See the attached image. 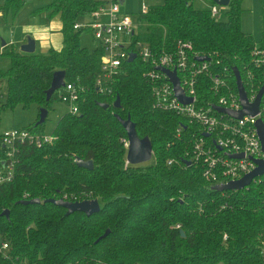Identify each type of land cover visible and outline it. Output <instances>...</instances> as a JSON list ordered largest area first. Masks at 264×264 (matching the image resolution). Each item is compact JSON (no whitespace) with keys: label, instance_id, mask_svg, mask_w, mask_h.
<instances>
[{"label":"trees","instance_id":"16d2710c","mask_svg":"<svg viewBox=\"0 0 264 264\" xmlns=\"http://www.w3.org/2000/svg\"><path fill=\"white\" fill-rule=\"evenodd\" d=\"M30 1L1 0L0 10L16 14ZM97 7L93 0H49L39 10L61 22L63 47L44 54L5 52L10 65L0 69L5 84L0 115L32 105L49 112L59 100L60 90L46 101L56 71H64L65 83L84 92L79 114L67 112L54 126L53 144L16 147L13 179L0 184V243L10 247L0 264H264L259 256L264 245V177L243 190L215 191L200 164L186 165L193 131L183 118L154 106L147 78L152 67L139 58L123 60L124 73L114 80L112 95L96 89L101 50L83 47L80 35L90 31L74 25ZM226 10V21H217L191 0H162L145 15L137 14L132 40L155 53L173 52L178 42H188L193 53L207 58L208 72L223 77L235 92L236 69L248 92L261 83L250 61L255 44L242 30V1L229 0ZM260 45L264 47V15ZM208 76L198 77L201 99L209 96ZM116 97L118 109L111 106ZM127 117L138 137L149 139L151 164L126 163L127 137L117 118ZM37 121L26 129L44 134L46 119L41 125ZM77 160L91 161L92 170L78 167ZM169 160L174 161L170 167ZM4 161L0 147V167ZM92 199L102 205L91 216L66 215L47 201ZM31 200L39 203L21 204Z\"/></svg>","mask_w":264,"mask_h":264},{"label":"built area","instance_id":"2783aa9c","mask_svg":"<svg viewBox=\"0 0 264 264\" xmlns=\"http://www.w3.org/2000/svg\"><path fill=\"white\" fill-rule=\"evenodd\" d=\"M93 1L98 3L97 9L85 16L89 18L88 21L75 24L74 29L89 30L93 42L101 50L100 72L95 80V87L101 94L112 95L114 80L124 73L123 60L127 61L129 54L133 53L136 58L152 67L147 78L151 82L154 106L171 111L188 122L193 131V141L191 152L186 153L185 160L190 164H200L207 182L216 186L239 180L256 169V161L264 164V152L255 128L258 120L264 125V93L254 117L244 116L239 120L225 113H218L214 107L231 112L242 109L237 89L233 92L223 77L208 72V64L206 61L196 60L199 56L193 53L190 43L178 42L173 52L155 53L148 45L133 42L138 23L135 18L132 19L121 11L120 4L124 0ZM148 9L149 6L142 5L138 15H145ZM210 14L216 19V6L210 9ZM250 61L252 67L259 72L261 80L257 88L251 85V88H247L248 92H245L248 103L252 104L264 85L263 46L255 45L251 49ZM158 68L175 72L184 97L192 99L191 103L183 104L176 98L167 75L157 70ZM201 74H208L210 80L209 96L203 99L197 94L200 85L198 77ZM253 76V72L246 74L249 80ZM59 90V101L66 105L67 112L71 115L79 114L84 88L65 83ZM55 140L56 137L52 134H36L27 129L2 133L0 147L4 149L5 161L4 166L0 167V184L13 179L14 155L18 144L26 143L40 148L53 144ZM124 146L127 148L126 140ZM234 155L242 157L232 158ZM166 164L170 167L174 161L169 160ZM263 177L264 175L254 178L252 183ZM226 240L224 235L223 241ZM9 249L8 243H0V257L7 258ZM259 256L264 259V245Z\"/></svg>","mask_w":264,"mask_h":264},{"label":"rangeland","instance_id":"374dc122","mask_svg":"<svg viewBox=\"0 0 264 264\" xmlns=\"http://www.w3.org/2000/svg\"><path fill=\"white\" fill-rule=\"evenodd\" d=\"M242 1V30L248 33L255 45H260L262 40L263 29V15H264V0H241ZM49 0H31L24 7H22L16 14L11 12L5 13L0 10V69L6 70L9 65V59L5 56L6 50L16 51L22 46V43L27 39L33 40L34 32L42 34L45 38L53 32L51 29L52 20L45 11L39 10L44 7ZM0 0V6H1ZM162 0H124L120 4L121 11L130 16L132 19L139 13L142 5L150 6L153 4H160ZM193 6L200 10H210L213 4L209 0H193ZM218 14L217 21L226 20L225 8L216 6ZM56 19V18H54ZM88 17L80 18L78 23L88 21ZM32 28L30 35H25L24 29ZM80 44L83 47L91 50L96 44L93 42L89 33H82L80 35ZM2 45H5L3 47ZM41 49L36 48L34 53L39 54ZM42 54V53H40ZM5 84L0 82V104L4 101ZM67 107L61 101L55 100L51 109L47 114L46 121L43 126V133L49 135L52 133L54 126L59 118L67 113ZM39 115V109L36 105L30 106L29 109H22L17 106L13 110H5L0 115V135L4 132L13 130L26 129L32 125ZM153 162V158L144 164L147 165ZM100 206L102 205L99 202Z\"/></svg>","mask_w":264,"mask_h":264},{"label":"water","instance_id":"95a60500","mask_svg":"<svg viewBox=\"0 0 264 264\" xmlns=\"http://www.w3.org/2000/svg\"><path fill=\"white\" fill-rule=\"evenodd\" d=\"M213 4L216 6L221 7H227L229 4V0H210ZM122 2V0H121ZM20 52L25 54H33L35 52V41L31 39H27L26 43L23 44L20 47ZM136 55L133 53H130L127 59L128 63H131L135 60ZM197 61L203 62L206 61L207 58L205 57H198L196 58ZM157 70L165 73L170 81V83L173 86V90L175 93L176 98L183 104H189L191 103L192 99L185 98L182 90L180 89L179 80L175 74V72H170L168 70L158 68ZM234 79H235V85L237 89L238 94V100L242 107V109L239 112H231L226 109H222L219 107H214V109L218 113H225L235 119H242L244 116H256L258 113V107L261 101V97L264 93V85L260 88L255 101L250 104L247 101L246 93L244 90V87L241 82V78L239 75V72L234 69L233 70ZM65 85V72L64 71H56L53 74L52 81L50 88L46 92V101H49L51 96L58 91L60 88L64 87ZM100 107L103 109H107L109 105L107 104H99ZM113 108L118 109L120 107V99L119 97H116L114 99V102L111 105ZM47 110L44 108L39 109V115H38V121L37 125H41L44 123L45 119L47 118ZM120 125L124 129L126 133V141H127V148H126V163L132 166L135 165H141L144 163L149 162L153 157L152 152V146L148 138H139L136 130L135 125L130 120L129 117H127L125 120L121 118H117ZM255 128L257 132V137L261 143V149L264 152V125L260 120L256 121ZM208 137L207 135H205ZM242 155H234L232 158H241ZM186 165H190L189 162H184ZM257 167L255 170H253L248 175L242 177L239 180L230 181L223 185H216L213 186L212 189L215 191H239L243 190L244 188H247L253 181L254 178L258 176L264 175V164H262L260 161H256ZM4 166V163H2ZM77 166L80 168H84L86 170H92V162H84L82 160H77ZM50 203H53L54 205L61 207L66 210V215L73 214L75 212H80L85 214L86 216H91L93 214H96L100 210L99 202L96 199L92 200H84V201H76V202H69L65 200H47ZM39 200H31V201H24L21 202L23 205L28 204H38ZM5 216H8V212H4ZM108 234V231H106L103 236L98 238L97 241H99L101 238H104Z\"/></svg>","mask_w":264,"mask_h":264},{"label":"crops","instance_id":"0c3cea01","mask_svg":"<svg viewBox=\"0 0 264 264\" xmlns=\"http://www.w3.org/2000/svg\"><path fill=\"white\" fill-rule=\"evenodd\" d=\"M191 2L193 4V0H191ZM224 8H225V13H227L226 7ZM226 19H227V16H226ZM51 20L53 21L51 25V29L53 30V32L49 35V37L45 38L42 34H39L37 32L33 33L34 36L32 35L33 40L35 41V50L37 47H39L41 49L39 52L42 54L47 53L50 49L60 50L63 47L62 34H61V22L57 18L51 19ZM31 32H32V28L24 29L25 35H30ZM25 43L26 42L24 41L22 45ZM2 46L5 47V45H2ZM17 52H20V50L18 49Z\"/></svg>","mask_w":264,"mask_h":264}]
</instances>
